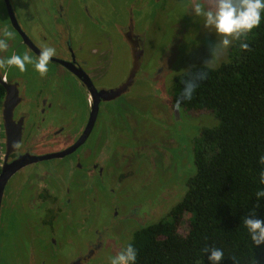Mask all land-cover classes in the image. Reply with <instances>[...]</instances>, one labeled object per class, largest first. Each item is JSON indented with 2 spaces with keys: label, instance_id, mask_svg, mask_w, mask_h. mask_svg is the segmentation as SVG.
I'll list each match as a JSON object with an SVG mask.
<instances>
[{
  "label": "rangeland",
  "instance_id": "rangeland-1",
  "mask_svg": "<svg viewBox=\"0 0 264 264\" xmlns=\"http://www.w3.org/2000/svg\"><path fill=\"white\" fill-rule=\"evenodd\" d=\"M54 1L12 0V3L24 31L44 50L53 48L54 55H57L63 51L57 50L61 34L58 33L60 27L54 15ZM88 2L90 5L96 2L102 4L104 22L100 29H95L92 22L84 17L86 14L81 0H68L66 5L69 6L73 29L78 28L75 21L79 17H83L89 26L79 36L84 45L80 51L82 55L95 41L91 36L93 34L102 37L103 43L108 45L101 67L94 65L93 57L83 56L87 60L88 71L98 84L118 86L129 76L133 56L125 37L127 29L132 26L135 33L143 38V55L135 86L107 104L109 113L98 121L104 131L100 126L94 132V139L82 149L88 161L95 159L97 154L100 159L106 160V176L102 179L88 177L82 182L66 180L70 193L65 195L66 210L62 213H66L64 218L67 223L59 222L61 214H56L53 208L39 212L29 210L30 207L24 212L13 209L3 216L0 224V264H70L74 252L87 249L89 240L97 238L105 245L107 240H113L120 234L125 247L137 229L165 217L169 209L182 199L187 180L195 173L194 138L203 127L218 123L211 111L189 113L176 105L173 99L174 81L179 74L195 65L215 67L227 61L229 49L236 38H230V45L225 47L222 44L224 37L218 35L214 28L206 26L203 17L195 16L191 9L195 0ZM204 3L206 8L211 7L209 0H204ZM5 7V0H0V38L5 31L12 32ZM18 39L19 36L13 33V38L8 40V47L11 43L12 47L17 46L15 55L26 54L33 62L38 61L39 57L26 50ZM96 44L99 50L100 44ZM3 51L6 52L0 54V61L12 56L11 49ZM9 70L25 78L30 87L27 89L29 93L53 90L51 101H55L56 107L51 112L55 113L54 126L61 121L68 122L70 134L82 129L87 102L83 88L73 75L64 72L52 61H49L44 75L35 70L34 64H26L23 72L15 66H10ZM62 74L65 75L64 81L58 78ZM58 81L59 91L55 88ZM23 107L26 108V105ZM105 142L104 151L96 152ZM52 161L57 164L59 160ZM49 162L47 164L52 163ZM23 205L17 207L22 209ZM44 206L47 202L41 207ZM131 208L136 209L132 217L139 221L131 220ZM189 226L185 218L179 225L180 233L186 234ZM48 232L58 244L46 242L49 240ZM109 254L105 247L86 264H99L100 261V264H110Z\"/></svg>",
  "mask_w": 264,
  "mask_h": 264
},
{
  "label": "trees",
  "instance_id": "trees-1",
  "mask_svg": "<svg viewBox=\"0 0 264 264\" xmlns=\"http://www.w3.org/2000/svg\"><path fill=\"white\" fill-rule=\"evenodd\" d=\"M186 81L195 85L190 100L182 98ZM173 90L176 105L211 111L218 123L194 138L195 173L182 199L134 232L128 245L137 250L136 264H211L214 248L224 252L219 264H264V244H252L244 224L247 216L264 220V197L257 198L264 190V13L259 27L236 38L227 61L193 66ZM185 218L190 226L182 234Z\"/></svg>",
  "mask_w": 264,
  "mask_h": 264
},
{
  "label": "flooded vegetation",
  "instance_id": "flooded-vegetation-1",
  "mask_svg": "<svg viewBox=\"0 0 264 264\" xmlns=\"http://www.w3.org/2000/svg\"><path fill=\"white\" fill-rule=\"evenodd\" d=\"M67 1L68 0L54 1V15L57 18L60 27L58 33L61 34V37L58 38L59 42L57 50L63 52L53 55L49 61L59 65L64 72L73 75L78 80V84L83 88L85 100L87 102V112L84 125L82 129L79 128L73 134L69 133L70 125H68V122L61 121L54 126L53 120L55 119V113L51 112L52 108L56 107L55 101H51V97L54 95L53 90L49 92L45 91V93H29L27 89L30 87L24 77L20 74H12L9 70L10 66L3 64L2 66L4 67V70H2L0 65V114L3 122L5 148V159L0 167V176L3 170L9 175L2 186V194L0 198V224L2 222V217L6 216L7 213L10 214L13 209L24 212L23 210L27 207H30L29 210H33L34 212H39V210L50 211V209L53 208L55 209L54 212L56 214H61L59 222L67 223L64 218L66 213H62L66 210L64 203L65 195L67 196L70 193L69 183H67L66 180L68 182L69 180L70 182H79L81 180L82 182L84 179H88V177H100V179H102V177L106 176V160L100 159V156H98L99 154H97L95 159L88 161L84 157L85 153L83 154L84 150L82 149L94 139V132L98 131L101 126V123L98 121L101 120L102 117H105V114L107 115L109 113L106 109L107 104L114 101V99H104L98 93L92 95L89 88L83 84L81 78L71 70L70 66L58 61V59L71 62L73 63V67L83 70L91 78L93 86L100 91L101 89L108 90L111 88H117L128 80L134 68L136 54L140 50L139 67L137 68L133 81L127 88V91H130V89L136 84V77L140 69L141 58L143 55L142 36L135 33V29H133L132 26H130L125 32V37L132 49L133 56V67L129 76L127 75V79H125L123 83L121 82L118 86H103L98 84L88 71L86 66L87 60L86 58H83V56L86 55L87 57H93L94 65L96 67H101L104 62V60L101 59L104 57L108 45L103 43L102 37L93 34L91 36L95 38V41L87 48L86 54L82 55L80 53L84 45L79 36H82V30H85L89 26L86 24L83 17H79L75 21L76 23L78 22L76 25L78 28H72V21H70L71 19L68 12L69 6L67 7L66 5ZM10 2L13 12L18 20L19 17L16 14L17 12L14 9L12 0H10ZM81 5L86 14L84 17L87 21L89 22L90 20L95 29H100V25L103 26L104 22L103 14L101 13V9H103L102 4L96 2L94 5H90L88 0H81ZM90 6H92V8H90ZM5 8L7 10L5 15L9 18L10 25L11 23L13 25H11L10 28L12 29V32L14 31V34L19 36V43L30 53H33L40 58V53L44 48L38 45L19 25L21 30L25 33L27 38L26 42L23 33H21L14 25L11 16L9 15L7 5ZM77 31L80 32L78 33ZM94 33H96V31H94ZM39 35L41 36V34ZM97 42L100 44L98 46L99 50L95 47ZM15 48H17V46ZM15 48L14 46L12 47L11 43L6 50L11 49V55H13L15 54ZM5 52L6 51L2 50L0 54L3 55ZM58 78L59 80L64 81L65 75H59ZM55 88L59 91V81L55 84ZM96 103L98 104V112L92 131L83 143L73 149L74 145L83 136L89 122L90 114L92 113V110L94 111ZM23 105H26V108H24ZM59 107L62 108L63 106ZM48 116L50 117V120ZM42 123L45 125H42ZM101 129L104 131L103 125L101 126ZM45 131L53 132L50 134L45 133ZM75 134H77V136H73ZM99 141H101V138H99ZM106 143L107 142L100 144L101 147L97 149L96 152L101 150L100 153H102L105 149ZM59 144L60 146H58ZM7 151H10L8 155ZM56 159L59 161L57 164H54L52 160ZM49 161L52 163L47 164ZM70 174H73L74 176L72 175V177H68ZM24 192L27 194H25L26 199L23 198ZM29 193L30 195H28ZM23 202H25L24 205ZM45 202H47V206L41 207ZM70 202L72 203V201ZM22 205V209L17 207H21ZM69 205L70 209H72V205ZM135 210V208H131L129 216H131V220L139 221L138 218H133L131 215ZM169 212L170 209L168 213ZM48 233L49 240L46 242L48 243L51 241L53 244H58L57 239H52L50 237V232ZM120 235L114 236L113 240H107L105 245L97 238L92 241L89 240V245L86 247L87 249L74 252L75 255L70 258V264H86V262L90 261L96 254H99V252L102 249H105V247L109 250V263L111 264V258L118 256L128 245L126 244L125 247L123 246L125 242L120 238ZM42 238L44 240V237ZM47 243H45L46 246H49ZM101 262L102 261H100L99 264ZM106 262H108V259ZM32 264H34V262Z\"/></svg>",
  "mask_w": 264,
  "mask_h": 264
},
{
  "label": "clouds",
  "instance_id": "clouds-1",
  "mask_svg": "<svg viewBox=\"0 0 264 264\" xmlns=\"http://www.w3.org/2000/svg\"><path fill=\"white\" fill-rule=\"evenodd\" d=\"M209 3L211 7L206 8L204 0H195L191 9L195 16L204 18L206 26L214 28L218 35L224 37L222 44L225 47L230 45V38H239L259 27L264 13V0H209ZM12 38L13 33L5 31L3 38H0V50H6L8 40ZM240 46L245 50L248 48L246 43H241ZM54 54L53 48H47L40 53V58L36 62L26 54L23 56L13 54L6 60L0 61V65L15 66L23 72L26 64H34L35 70L44 75L48 71L49 60ZM194 90L195 85L186 81L182 98L190 100ZM261 162L264 163V157H261ZM259 184L264 185V172L259 177ZM260 197H264V190L257 192L258 200ZM244 224L252 244L257 247L264 244V220L247 216ZM137 256L136 248L129 244L118 256L111 258V264H136ZM223 259L222 249L211 250L209 257L211 264H219Z\"/></svg>",
  "mask_w": 264,
  "mask_h": 264
},
{
  "label": "water",
  "instance_id": "water-1",
  "mask_svg": "<svg viewBox=\"0 0 264 264\" xmlns=\"http://www.w3.org/2000/svg\"><path fill=\"white\" fill-rule=\"evenodd\" d=\"M5 3L7 5V8H8V11H9V15L11 16V19L14 23V25L17 27V29L23 33L24 37H25V40L27 42V38L25 36V33L21 30L20 26H19V23H18V20L13 12V9H12V6H11V2L10 0H5ZM140 50L139 52H137L136 54V60H135V64H134V68L131 72V75L130 77L128 78V80L122 84L121 86L117 87V88H111V89H101L100 91H98L96 89L95 86H93V84L91 83V78L81 69L79 68H75L73 67V63L71 62H68V61H65V60H59L60 62L62 63H65L67 64L68 66H70L71 70H73V72H75V74H77L83 84L89 88L90 92L92 95H95L96 93L100 94L104 99H115L119 96H121L122 94H124L126 91H127V88L130 86V84L132 83L133 81V77L136 73V70L137 68L139 67V58H140ZM97 112H98V104L96 103L95 104V109L94 111L92 110V113L90 114V118H89V122H88V125L84 131V134L83 136L79 139V141L74 145L73 149L76 148L78 145H80L81 143L84 142V140L88 137V135L90 134V132L92 131V128L95 124V121H96V117H97ZM72 149V150H73ZM10 151H7V155L9 154ZM8 173H6L5 170H3L1 176H0V198H1V194H2V186L3 184L5 183V181L7 180L8 178Z\"/></svg>",
  "mask_w": 264,
  "mask_h": 264
},
{
  "label": "built area",
  "instance_id": "built-area-1",
  "mask_svg": "<svg viewBox=\"0 0 264 264\" xmlns=\"http://www.w3.org/2000/svg\"><path fill=\"white\" fill-rule=\"evenodd\" d=\"M5 159V148H4V129L2 117L0 114V167L2 166Z\"/></svg>",
  "mask_w": 264,
  "mask_h": 264
}]
</instances>
